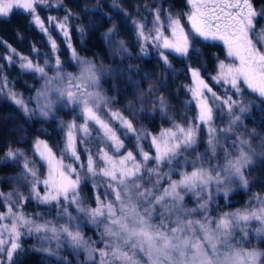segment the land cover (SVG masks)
<instances>
[{
    "label": "snow or ice",
    "instance_id": "snow-or-ice-1",
    "mask_svg": "<svg viewBox=\"0 0 264 264\" xmlns=\"http://www.w3.org/2000/svg\"><path fill=\"white\" fill-rule=\"evenodd\" d=\"M49 2L0 0V16L22 9L32 15L41 31L47 32L44 22L36 14V6ZM188 4L191 11L185 14L190 25L187 31L180 18L170 11L165 17L167 22L162 21V9L159 8L155 10L152 28H147L144 22L133 21L138 38L143 42L141 53L147 55V46L151 45L159 52L164 65L171 68L165 50L187 59L192 52H198L194 47L197 39L221 41L226 58L232 62L219 60L216 75L211 79L223 85L225 92L232 91L234 95H242L241 85H246L264 102V27H256L257 21L264 17V9L257 11L252 0H188ZM98 10L85 9V12ZM70 17L69 13L56 23L66 39L69 38L67 23ZM54 21L57 18L49 17L50 24ZM165 30L170 35H165ZM114 31V27L109 28L105 38L109 43L118 44L119 52L127 54L123 40H111ZM80 32L83 34L84 29L81 28ZM50 42L55 51V41L50 38ZM68 46L71 48L70 42ZM13 55H16L15 49H10V55L6 57L10 63ZM72 56L80 65L79 73H64L57 59V71L52 77L47 76L44 67L34 65L27 57H19L21 69L39 73L44 80L34 98L37 101L35 108L28 107L22 96L8 91L9 98L23 110L24 115L29 119L54 118L59 104L72 111L79 108L84 123L76 124L75 117L67 124L62 120L59 122L62 129H67L65 147L59 157L46 141L37 139L34 142V155H38L41 165L47 167L43 179L40 178L38 161L30 159L23 149L9 147L0 158V165L16 163L22 158L21 171L6 179L29 186L27 197L19 187L8 193L0 192V201L6 204V211L0 212V264H14V257L24 251L21 240L25 236L35 237L41 245L39 248L34 246V251L63 260L59 250L67 246L73 251L83 250L86 260L95 264L97 249L92 246L95 242L82 235L81 216L98 229L103 225L100 236L105 247L99 250L100 264H140L136 259L139 254L147 257L148 264H264V251L236 246L239 243L236 233H243L242 239L248 237L252 221L259 222L255 235L264 240V199L256 197L261 205L259 208L226 212L218 219L210 216L208 211L216 193L222 192L227 198L234 185L246 189L250 182L245 178V170L253 167L257 160H264V151H255L250 141L243 138V133L236 135L235 132L236 128L242 127V116L254 105L250 101L245 104L234 100L232 96L221 97L205 82L198 68H189L195 85L189 91L198 109L195 122H189L186 127L173 122L172 127L162 128L158 134L152 135L143 128H136L133 121L119 111L110 110L107 113L110 120L105 119L101 109L110 105L113 98L100 91L101 77L113 70L97 69L92 61L80 58L75 50ZM152 92L150 86L146 95ZM153 103L157 104L156 101ZM129 110H132L131 102ZM158 110L167 117V102L163 96L158 98ZM146 111L141 106L139 111H133V119L139 112ZM217 114L221 118L225 114L229 117L226 127H215ZM112 122L119 123L121 134ZM205 127V151L197 152L190 160L188 154L196 151L200 143L199 133ZM121 135L135 136L141 161H137L131 150L119 159L110 155L109 150L119 153L125 147ZM229 135H236V139L229 142ZM149 136L155 149L154 156L144 151L141 144ZM93 139L98 140L102 147L98 153L86 148L87 163L82 164L77 144H88ZM221 151L224 163H213V160L219 161ZM65 157L71 158L73 163H65ZM151 161L155 162L154 166L148 167ZM189 163L193 168L191 172H178V168ZM74 164H79V169ZM164 165H167L166 171ZM177 172L180 179H172ZM98 177L105 183L106 198L114 195V199L105 203L97 195V206L87 207L79 193L80 185L89 178L95 181ZM166 179L167 187H163L162 182ZM94 187L99 185L94 184ZM188 194L197 201L195 207L185 205ZM30 200H35L38 205H54L56 219H63L65 223L57 224L53 220L40 222L39 213L35 218L26 215L22 210L23 204ZM71 206H75L76 215L69 211ZM195 215L201 218H192ZM6 220L11 224L4 223ZM44 244L49 247H43ZM223 248L227 251H222Z\"/></svg>",
    "mask_w": 264,
    "mask_h": 264
},
{
    "label": "trees",
    "instance_id": "trees-1",
    "mask_svg": "<svg viewBox=\"0 0 264 264\" xmlns=\"http://www.w3.org/2000/svg\"><path fill=\"white\" fill-rule=\"evenodd\" d=\"M59 1L63 13L71 14L70 37L78 54L90 59L102 71L113 70L101 77L100 88L105 96L113 98V102L109 105L112 110L120 111L126 118L133 121L136 128H143L149 133H156L162 128L171 126L173 122L188 125L189 122L195 121V107L187 91L188 69L198 68L201 76L209 81L215 72L217 60L224 55L220 44L197 39L194 47L198 52H192L187 59L168 52L166 54L171 64L169 68L164 65L159 56L143 55L136 41L133 21L139 13H142V9L152 5V0ZM254 2L260 5L264 3V0H254ZM161 3H164L168 10L180 15L186 9V0H161ZM85 9L99 10L85 12ZM113 27L115 31L111 40L117 42L123 40L128 49L127 54L119 52V45L109 43L105 38V33ZM81 28L84 29L83 34L80 32ZM1 41L31 56L34 48L47 47L43 35L33 26L28 15L19 11L0 18ZM58 53L63 67L71 69L72 64L66 48L62 47ZM4 70L5 76L16 90L23 91L26 83L35 80L32 74L21 73L17 66L4 67ZM150 86L153 92L146 95ZM161 96L167 102V117L158 110V98ZM154 101L157 102L156 105ZM130 102L131 111L129 110ZM141 106L147 111L139 112V115L133 119V111H139ZM154 107L157 110H154ZM258 111L264 114L263 108L252 110L250 116L245 119L246 131L252 136L261 135L264 140V115L261 119H256ZM66 117L67 114L57 112L54 118L48 120L29 119L12 102L0 98V158L4 157L6 150L11 146L29 151L32 138L37 136L45 138L54 149H57L60 143L58 124ZM122 139H125L127 148L135 142L134 136H122ZM20 171V167L14 163L0 165L2 191L20 186L17 181L6 179V177L17 175ZM247 175L250 182L248 188L231 193L226 202L227 207H240L250 193L264 192V160H258L253 167L248 168ZM80 191L84 199L91 200L90 186L87 183L84 182L81 185ZM37 208L44 209L41 206ZM260 248L264 250L262 244ZM14 264L64 263L56 259L45 261L39 252L25 249Z\"/></svg>",
    "mask_w": 264,
    "mask_h": 264
},
{
    "label": "rangeland",
    "instance_id": "rangeland-1",
    "mask_svg": "<svg viewBox=\"0 0 264 264\" xmlns=\"http://www.w3.org/2000/svg\"><path fill=\"white\" fill-rule=\"evenodd\" d=\"M151 2H152V5H148V7H146L145 9H142L141 10L142 13H139V15L135 18V21L146 23L147 28L153 27L152 21L154 19L156 9H158V8L162 9L161 20L164 21L165 23L167 22L165 20L166 14L170 11V10H168L167 6H165L164 3H161V0H152ZM145 5H147V4H145ZM36 7H37V13L36 14H38L40 16L41 20L44 22V26L47 29V32L41 31V29L34 23L32 15L28 14L26 11L17 8V9H14L12 12L19 11V12H22V13H25L28 15L29 20L33 24V26L43 35V37L46 41V44H47L46 48H38V47L34 48L32 51V56L21 53L15 49L16 55L12 56L13 62L10 63L9 60L6 59V57H8L10 55V49H14V48H12L10 45H8L7 43H5L3 41L0 42V85H3V87L0 88V98L6 99V100H8L14 104V102L8 96V91L11 90V91L17 93L18 96H22L25 103L28 105V107H31V108H35L37 105V101L34 98L36 96L37 91L43 86L44 80L40 77L39 73L26 72L23 69H21L19 67V65L21 63V61L19 59L20 56L27 57L29 60H31L33 62L34 65H39L41 67H44L47 76L52 77L55 75V73L57 71L56 60L59 59L61 62V58L59 57L58 52L60 51V49H62V47H64V48H66V50L68 52L72 67H71V69H65V67H63V65L61 63L62 71L64 73H73V74H78L80 71V65L77 63L76 60L73 59V56H72V52H73V50H75V48L73 47L71 37H70L71 36L70 35V28H69L70 19L68 20V23H67V28H68V33H69L68 39H66L64 37L63 33L56 27V23L59 22L60 20H63V18L66 16V14L63 13V8L61 7L60 1L59 0H50V2L48 4L38 5ZM254 8L257 11H259L261 9H264V6H256ZM190 11H191V6L188 4V0H186V9L182 15H180L179 13H177L175 11H170L173 14V16H178L180 18L181 23L185 27L186 31L190 29V25L186 19L185 14L189 13ZM5 17H7V16H0V18H5ZM49 17H55V18H57V21H54L53 23L50 24L49 23ZM256 27H257V29L264 27V17L260 18L257 21ZM134 30H135L136 41H137L138 47H139V49H141V44L143 42L138 38L137 29H136L135 25H134ZM165 35H170V33L167 30H165ZM50 38H51V41H55V44H56V50L55 51L52 49ZM69 42L71 43V48L68 46ZM206 42L218 43L223 48V54L224 55L221 59L217 60L215 72L211 75V77H212V76L216 75L217 63L219 60H225L226 63H230L232 61H230L229 59L226 58V50H225L224 45L221 41H206ZM147 47H148V54L147 55L155 54V55L159 56V52L155 48H153L151 45H148ZM165 51H166V53H168L167 50H165ZM75 52L80 58L90 60V59L85 58V57L81 56L80 54H78V52L76 50H75ZM46 61H47V64H45ZM11 66H17L21 73L32 74V78H34L36 81L34 80V81L26 83L25 84L26 88L23 91L16 90L13 87L12 82L5 76V72H4L5 71L4 67H11ZM97 69L100 70V68H98V67H97ZM188 75H189V81H188V85H187V91L189 93L190 100L195 107V111H196L195 117H196L198 115V109L196 107V102L192 97V93H191V91H189V89L194 87L195 85L193 83L189 69H188ZM211 77H210L209 81H206L203 77L202 78L205 80V82L210 87H212L213 91H215L221 97L232 96V98L234 100L243 101L245 104H247L250 101L251 104L254 105V106L250 107L249 112L245 113L242 116V118H241L242 127L236 128L235 132H236V135L243 133V138L250 141V143H251V145L255 151H257V152L264 151V140L262 139V136L261 135L252 136L249 132L246 131L247 129H246V124H245L246 123L245 119L250 116L252 110H260L262 108L264 109V102H262V98H260L258 96V94L252 93L251 90L247 89V86L243 85V84L241 85L242 90H243L242 95H234L232 91L225 92L224 86L216 84V82L213 81L211 79ZM19 109L23 113V110L21 108H19ZM110 110L111 111H117V110H112L109 105L107 107H103L101 109V114L104 116L105 119L110 120V117L107 115V113ZM57 112H59L61 114H63V113L67 114V117L62 120V121H64L65 124L73 121L74 117L76 118L75 119L76 124L79 125V124L84 123L83 115L80 113L79 108H77L75 111H72L68 107H64L63 105L58 104L57 107L55 108V115L57 114ZM263 115L264 114L262 112L258 111L257 115L255 117H256V119L259 120L263 117ZM37 119L45 120L42 118H37ZM228 120H229V117L226 114L223 115L222 118L220 117V114H217V119L215 120V127H217V128L226 127ZM193 122H195V121H193ZM112 124H113V127H115L118 130V134H121L122 130L119 128V123L118 122H112ZM183 126L186 127L187 125H183ZM169 127H172V125ZM169 127H165V128H169ZM58 130H59V134H60V141H59L60 143L58 144L57 149H54L45 138L39 137V136L32 138L29 151L28 150L26 151L23 149L25 154L30 159L38 161L37 167L39 168L41 179H43L45 177V175L47 173V167H46V165H43V166L41 165V163L39 162L38 155H34V148H33L34 142L37 139L46 141L48 143V145L50 147H52V149L55 152V154L57 155V157H59L61 150L65 147V132L67 129L66 128L62 129L60 127V125L58 124ZM160 130L157 131L156 133H151V134L156 135L160 132ZM95 135H96V133L93 132V137H95ZM236 135H229L228 141L230 142V141L236 139ZM129 136H133V135H129ZM121 138H122V135H121ZM134 138H135V136H134ZM199 140H200V143L198 144L196 151L188 154L190 160H191V158L196 156L197 152L202 153L205 151L206 140H207V129H206V127L202 128V130L200 131ZM123 141L125 144V139H123ZM221 143L223 144L224 141L222 140ZM141 144H142L144 151L149 152L150 155H153V156L155 155V149L151 145V136H149L146 140L142 141ZM101 147H102V145L96 139L89 141L88 144L78 143L77 144V150H78V154L81 157L80 163L85 164V165L87 163V152L85 151L86 148L91 149V151L94 153H98V151ZM11 148L12 149H22L19 147H12V146H11ZM130 150L136 156L137 161L142 160V157L140 155V151L137 148L136 138H135V142L131 145V147L127 148L125 145V147L119 153H116L114 150H109V152H110V155L114 156V158L119 159L120 156L125 155ZM219 155H220L219 161L213 160L212 161L213 163H217V162H219L221 164L224 163L223 151H221ZM65 163H73V161L71 158L65 157ZM154 163H155L154 161L149 162L148 167H153ZM14 164L19 166L21 169L22 164H23V159L21 158L18 162L14 163ZM74 166L79 169V164H74ZM101 166H103V165L101 164ZM205 166H207L206 163H205ZM163 167H164V170L166 171L167 165H164ZM192 170H193V168H192L191 163L183 166L182 168H178V172L179 171L191 172ZM247 170L248 169H246L245 173H244L246 179H248ZM178 172L176 174H173L171 178L177 179V180L180 179ZM84 182L90 186V193H91L90 194V196H91L90 201L84 199L83 195L80 191L81 185ZM84 182H82L80 185L79 193H80V196L84 200L85 206L95 208L97 206V203H96V196L97 195H99L101 200L104 201L105 203H107L108 200L114 199V195H109L106 198L107 189H106L105 183L101 180V178L98 177L95 181L93 179L89 178ZM94 184L99 185V187H94ZM162 185H163V187H167V179L162 182ZM14 188H16V187H12L11 189H8L6 191H2L0 188V192L8 193V192L13 191ZM214 188H215V186H213V190H214ZM246 189L239 187L238 185H234L233 191H231L229 193L228 197L231 195V193H233L237 190H246ZM19 190H20V192L23 193V195L25 197L29 196V186L28 185H26V184L23 186L20 185ZM40 190H41V193L43 194L44 189H43L42 185L40 186ZM228 197L225 198L223 196L222 192L215 194L213 203L210 205V207L208 209L210 216L218 219L221 215H223V213H226V212H234L237 210L259 208L261 205L256 200V197H260L261 199H264V192L250 193L249 197L247 198L245 203L242 206L237 207V208H229L226 206V202L228 200ZM196 203H197V201L195 200V198L191 194L186 195L185 205L188 208L195 207ZM37 206L44 207V209H38ZM13 210L15 211L16 209H13ZM22 210L26 215L31 216L33 218H35L36 214L39 213L40 214V222H43L44 220H53L57 224H64L65 223V220H63V219H59V220L56 219V211L57 210H56V207L54 205L53 206L38 205L35 200H30V201L24 202ZM5 211H6V204L3 201H1L0 212H5ZM69 211L72 212L73 215H76L75 206L69 207ZM192 218L200 219L201 217H200V215H195ZM4 223H7L10 225L11 221L6 220V221H4ZM80 223H81L80 231L82 232V235L84 236V238L86 240H89L90 242H95L92 245L94 248L97 249V252L94 253L95 264H100L99 250L103 249L105 247V244L103 242H101V236H100V232L103 230V225H101L100 228L98 229L96 225L87 223L86 218L83 216L80 217ZM259 227H260L259 222L252 221L249 224L250 235L246 238H243V239H242L243 233L237 232L236 233V239L239 241V243L236 246L238 248H242L245 250H251L253 248H257L261 251H264L260 248L261 244H262V246H264V240L258 239L255 235L256 229ZM5 238H7V237H5ZM21 243L23 245L24 250L25 249L33 250L34 246L36 248L41 247V245L37 242V239L35 237L25 236L21 240ZM43 247L47 248V247H49V245L44 244ZM52 247H55V245L53 244ZM221 250L227 251L226 248H223ZM37 252H39L42 255V257L45 261H49L50 259H56V260L62 261L63 263L66 262V264H75V263H77V264H92L91 261L86 260V253L83 250H80L77 252V251H73L70 247H67V246H65L59 250V256L61 258H63V260L57 259L56 257H49L44 252H40V251H37ZM20 256H21V253L16 255L14 257V262ZM136 259H138L140 261V264H148L147 257L143 256L142 254H139L136 257ZM5 262H6V256H5Z\"/></svg>",
    "mask_w": 264,
    "mask_h": 264
},
{
    "label": "flooded vegetation",
    "instance_id": "flooded-vegetation-1",
    "mask_svg": "<svg viewBox=\"0 0 264 264\" xmlns=\"http://www.w3.org/2000/svg\"><path fill=\"white\" fill-rule=\"evenodd\" d=\"M252 2H253V6H254V7H256V6H264V3H262V4H260V5H256L255 2H254V0H252Z\"/></svg>",
    "mask_w": 264,
    "mask_h": 264
}]
</instances>
